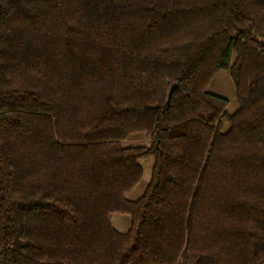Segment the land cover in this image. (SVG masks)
Segmentation results:
<instances>
[{
    "label": "trees",
    "instance_id": "obj_1",
    "mask_svg": "<svg viewBox=\"0 0 264 264\" xmlns=\"http://www.w3.org/2000/svg\"><path fill=\"white\" fill-rule=\"evenodd\" d=\"M0 264H264V0H0Z\"/></svg>",
    "mask_w": 264,
    "mask_h": 264
},
{
    "label": "rangeland",
    "instance_id": "obj_2",
    "mask_svg": "<svg viewBox=\"0 0 264 264\" xmlns=\"http://www.w3.org/2000/svg\"><path fill=\"white\" fill-rule=\"evenodd\" d=\"M206 89L211 95L223 98L229 102L227 106V112L229 114L237 112L238 103L236 100V88L229 71H221L217 73ZM125 145L148 146L150 145V139L145 134H139L130 138ZM139 163L144 170V175L141 182L133 190L127 193L126 198L129 201H137L145 194L152 178L155 159L153 157L143 158ZM111 224L118 232L125 234L129 232L132 227V218L129 215L114 214L111 217Z\"/></svg>",
    "mask_w": 264,
    "mask_h": 264
},
{
    "label": "water",
    "instance_id": "obj_3",
    "mask_svg": "<svg viewBox=\"0 0 264 264\" xmlns=\"http://www.w3.org/2000/svg\"><path fill=\"white\" fill-rule=\"evenodd\" d=\"M174 90H175V87H173V89H172V90H171V92H170V95H169L168 102H170V100H171V98H172V94H173Z\"/></svg>",
    "mask_w": 264,
    "mask_h": 264
}]
</instances>
